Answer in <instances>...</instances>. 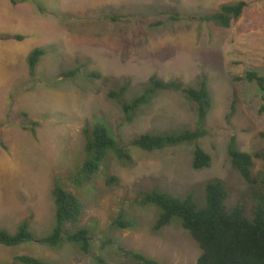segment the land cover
<instances>
[{
  "label": "rangeland",
  "instance_id": "374dc122",
  "mask_svg": "<svg viewBox=\"0 0 264 264\" xmlns=\"http://www.w3.org/2000/svg\"><path fill=\"white\" fill-rule=\"evenodd\" d=\"M38 1L42 13L29 2L12 6L0 0V35L25 38L0 40V229L13 234L31 218L33 236H47L54 227L50 191L58 182L82 204L76 227L89 230L91 249L84 255L72 245L52 249L36 239L0 246V264L17 256L54 264H96L94 257L105 264H135L126 257L128 251L160 264H195L201 251L179 221L154 232L157 208L137 201L141 193L156 189L180 198L191 193L201 206L205 184L220 180L229 195L226 205L241 204L251 213L260 184L240 177L226 145L233 136L240 151L264 152V91L234 80L247 71L264 78V0ZM240 1L246 6L229 28L198 20ZM159 21L163 24L155 25ZM37 48L45 55L32 79L26 58ZM74 68L81 70L77 77H59ZM91 73L99 78L85 76ZM151 76L193 88L207 85L212 107L204 126L207 136L197 145L210 156L209 168H191L194 144L151 153L131 146L143 134L197 127L194 106L180 93L167 91L141 106L131 123L124 121L108 93L128 83L124 99L130 101ZM231 105L233 114L227 119ZM96 124L108 127L133 164L124 167L108 156L98 174L75 186L71 181L85 159L82 130ZM259 173L264 175V162L256 159L252 176ZM110 178L116 181L109 185ZM120 214L133 228L112 226ZM73 229L68 225L67 230Z\"/></svg>",
  "mask_w": 264,
  "mask_h": 264
},
{
  "label": "trees",
  "instance_id": "16d2710c",
  "mask_svg": "<svg viewBox=\"0 0 264 264\" xmlns=\"http://www.w3.org/2000/svg\"><path fill=\"white\" fill-rule=\"evenodd\" d=\"M12 6L19 3H32L39 13L44 11V6L38 0H9ZM245 2H236L222 5L218 12L202 15L199 22L213 24L221 28H229L233 21L237 20L244 8ZM114 21V19H112ZM171 21L177 17L171 16ZM159 21L155 25H162ZM25 38L21 35H0V40H14L21 42ZM45 55L41 48L29 52L26 58L27 71L32 79H36L37 65ZM80 68H74L61 72V78L73 79L80 74ZM88 78L98 77L94 73L86 74ZM99 78V77H98ZM235 81L254 83L264 91V78L254 71H247L243 77H236ZM128 90V83L121 85L118 90L110 91L108 98L114 100L120 107L124 121L131 123L136 111L160 92L180 93L185 100L191 103L197 115V127L194 130L181 129L178 131H166L158 134H143L131 141L134 146L144 152L162 151L164 149L177 147L183 144H194L192 149L191 168L202 170L210 167L211 158L197 145V142L207 136L205 121L212 107V97L205 82L199 84L198 88L185 86L181 81H164L156 76H151L141 93L130 101L124 99ZM234 106L231 105L229 119L233 114ZM264 107L261 108V112ZM26 119L28 116L23 115ZM35 126V122H30ZM26 129V128H25ZM31 135L35 134L34 128L28 129ZM84 140L85 159L81 168L71 182L80 186L89 182L98 174L108 156H113L122 166L130 167L133 159L130 153L113 137L108 127L102 124L86 125L82 130ZM111 152V153H110ZM226 154L231 166L238 172L240 177L250 185H258L252 196L253 206L250 214H246L243 205L236 204L228 207V192L220 180H212L204 186V203L199 205L194 196L189 193L185 197H176L167 192L153 189L141 193L137 204L142 207L154 206L159 215L152 231L158 232L167 227L173 220H178L181 228L195 242L201 253L195 264H264V175L259 173L257 177L252 176L254 160L264 162V152L253 155L239 150L235 137H230L226 145ZM116 179L110 178V185ZM54 204V227L44 237L36 238L30 231L31 218L23 220L15 233H8L0 229V246L14 247L24 243L33 242L48 248H58L63 244H69L77 248L82 254L89 255L91 249V237L87 228L76 227L82 215V204L80 200L58 182H54L50 191ZM68 225L74 227L67 230ZM117 229L129 230L134 224L128 221L124 215H119L112 223ZM129 259L135 264H160L142 254L125 252ZM96 264H105L101 257H94ZM9 264H54L41 261L30 256H17Z\"/></svg>",
  "mask_w": 264,
  "mask_h": 264
}]
</instances>
